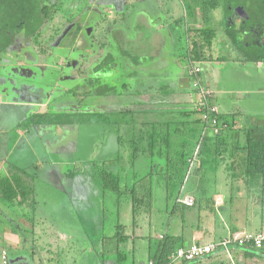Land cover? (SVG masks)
<instances>
[{"label": "trees", "instance_id": "16d2710c", "mask_svg": "<svg viewBox=\"0 0 264 264\" xmlns=\"http://www.w3.org/2000/svg\"><path fill=\"white\" fill-rule=\"evenodd\" d=\"M76 1L78 3L74 5V8L81 12L85 0ZM220 1H204L202 11L204 19L207 18L210 9L220 6ZM60 4L56 3V0H0V72L4 68V63L8 62L10 56L14 54L18 39L22 38L23 35L26 38H33L35 44L40 42L39 38L42 39V43H48L54 39L57 31L63 30L66 25L73 22L70 20L71 18L65 16L57 26L49 28V30L55 31L54 34L50 35V38L48 36L43 38V26L58 23L55 20L59 16ZM224 11L227 16L235 12L234 7L231 8L230 4L227 5V3ZM98 12L99 10L95 15H99ZM77 16L78 14L75 17ZM252 19L253 17H243L240 26L236 29L231 18L228 34L234 47L245 60L260 62L264 57V43L260 41V38H257L252 44L248 36L253 38L254 32L264 30V23L261 20L252 23ZM80 26L84 32V39L83 37L81 39L86 41L85 38H87L90 41L94 32L90 33L85 30L87 25L83 27L81 19H77L68 33H65L63 39L67 37L71 39L73 30L78 28L79 31ZM112 32L115 34V30ZM198 32L203 42H196L193 50H191L196 55L195 60L200 58L203 49L211 47V40L216 34L215 30L209 28L199 29ZM72 40L74 41L73 37ZM73 47L74 42L66 48L69 50ZM109 47L114 50V44ZM109 47H105L104 44L100 46L104 51L102 60H105L107 54L108 60L113 58V52ZM252 48L255 52L249 54V49ZM75 49L80 52L85 49L87 53L94 51V47L90 44L87 45V49L83 45L76 46ZM53 71L55 73L54 78H56L58 71L56 69ZM201 73L202 70L200 72L195 71L192 75L189 73L190 78L197 82V86L192 87L194 94L205 84ZM52 75L54 74L52 73ZM123 86L126 91L130 89L127 84ZM72 92L75 97H82L78 95L75 89H72ZM94 94L95 97L100 96V89H96ZM123 96L126 98L129 95L123 94ZM207 102L210 103V100L208 99ZM83 103L84 101L80 102L81 107L73 110V115L93 116L96 113L99 115L97 111L90 110L87 112L85 109L87 106ZM140 104L143 105L144 102L140 101ZM207 105L204 100H196L193 107L187 109L186 106L182 110L174 111L173 117L164 119L162 117L150 118L148 114L153 113L152 109L149 112V109L143 107L132 108L129 105L124 107L122 114L129 116V118L125 117L124 120L121 119L114 123L117 130L111 139H108V144L110 141L116 143V148L113 149V157L99 161L92 159L88 163L91 174L100 181V188L104 194L111 198L115 208L113 210L115 231L112 237L116 240V247L112 250V255L107 256L105 254L109 252L105 248L107 235L103 231L101 247L97 249L98 254L103 258L102 264H136L133 243L140 237L148 240L147 264L150 262L153 264H175L171 257L177 253L178 249L186 247V241L190 243L186 229L192 231L198 228L197 224L200 221L201 213L210 211L217 222L222 219L220 213H224L228 216H224L225 219H223L227 222H233L234 201L236 200L244 203L242 208L246 210L245 222L247 227L256 222L260 225L259 230L264 227V119L256 118L249 123H244L241 120L242 124H240L237 118H242L238 113H225L220 108H218L217 113L210 112ZM198 107L202 108L203 112H207L209 115L207 120L202 118ZM157 109L162 110L164 114L165 109ZM197 113L200 116L197 117ZM73 115L65 113L63 117L60 113L48 112L38 115V118L41 123L45 124H70L73 121L70 117ZM55 116L59 118L56 119ZM213 118L217 121V132L214 131V126L211 123ZM237 123L240 124V127H236L238 126ZM220 172L224 176L222 178L223 183H225L223 190L210 194L207 186L214 183L216 175ZM18 180L0 177V201L2 204L12 205V203H16V199L19 197L25 202L32 200V185H24L21 179ZM157 188L165 190V210L168 214L165 232L161 233V237L157 236L154 239L151 234L139 236L137 235L138 229L147 228L149 222L152 221L151 211ZM221 192L224 193L222 194L223 203L221 206L215 207V196ZM189 195L193 197L192 206L182 202V199ZM125 199L127 201L123 203ZM229 202L231 203L230 206L228 205ZM122 203H129L131 208L130 232L126 230L127 225L122 224L119 219ZM227 206L229 208H226ZM104 215L102 220L92 224L93 229H97V227L104 229ZM194 215L196 219L190 221L194 219ZM176 219L181 222L175 224ZM178 225L179 230L176 229ZM86 233L90 234L88 230ZM222 239L223 237H219L215 241ZM130 240L132 249L124 250L122 244ZM196 243L204 242L198 241ZM95 246L99 247L98 244ZM246 247L254 248V245L250 244ZM200 259L182 260L180 262L196 264Z\"/></svg>", "mask_w": 264, "mask_h": 264}, {"label": "crops", "instance_id": "0c3cea01", "mask_svg": "<svg viewBox=\"0 0 264 264\" xmlns=\"http://www.w3.org/2000/svg\"><path fill=\"white\" fill-rule=\"evenodd\" d=\"M204 1L206 0H190V9L187 4L185 6L182 4L184 11H180L176 15L167 12L165 8L166 0H88L85 3L86 7H88L85 17L91 21L95 19L94 21H97L96 24L99 25V28H104L105 30L104 35L101 34L100 29L97 31V33L100 32V37H103L101 42H103L105 47H109L111 46L110 41L112 39V43L114 44V50L111 49L112 47H109L113 52V58L108 60L107 54L105 60H102L100 63L102 72L105 74L104 78L111 76L110 78L127 77L128 79L122 83L120 91L116 90V92H113L112 90L105 89L102 92L101 89L99 99L101 110L97 111L99 115H96L97 113L94 114V123L109 124V129L114 131L111 127L114 123L119 122V120L113 121L110 117L122 115V111L126 105L132 106V108L143 107L155 110V100L158 99L156 98L157 92H155L154 85L160 81L164 84H170L175 79L176 85L179 86L177 89L169 91L164 87L163 92L169 96L177 93L194 95L191 90L192 88L188 92L185 89L186 84L191 83L190 70L183 72L181 76L177 75L176 78L173 77V72H166V68L169 66L168 61H170L168 60V54H162L160 49L157 50L153 47V45L160 44L163 38L168 39L170 42L174 39L177 40L175 43L179 59L183 57L182 59H188V61H197L195 67L201 68L204 83L213 89V102L222 109L221 104L218 102L221 96L217 97L215 101V95L221 92V86L218 83L220 78H218L217 67L215 68L213 65L211 73H204L203 66L198 63L208 61L213 62L215 65L218 64L222 60V57H224L220 52L222 51L220 49L221 46L226 48L228 52H231L230 50L232 49L234 52L237 51L242 58L244 57L236 48L234 49V45L228 34V31L230 32L232 16H227L225 12V17L223 18L227 20V25L219 29L222 32V37L226 35L227 39H223L224 42L220 43L221 45L218 47L220 51L218 50L216 54L215 48L216 45L219 46L220 42L218 36L221 35L215 27L220 23L218 22V13L216 12L220 6L210 9L207 18L204 19L205 17H203L204 14L202 13ZM97 10H99V15H95ZM143 10L155 11L159 17L165 12L164 22L161 21V24H155L149 13ZM97 16L99 17L97 18ZM131 20L135 21L137 28V32L134 34L132 40L127 37V33L125 32L127 24ZM212 20H214L213 23L210 22ZM210 23L212 27H210ZM141 25L148 28V37L143 32L145 28H140ZM114 26L116 27L115 34L112 32ZM202 28L215 30L216 34L211 40V47L203 49L202 55L199 56L200 58L195 60L196 55L191 50H193L196 42L202 41L198 32ZM111 34H113V38ZM127 41L131 43L130 53H127L124 46ZM143 43H145V46ZM146 46L152 47L149 49ZM144 48L145 53L142 50ZM226 50L224 51L225 53ZM120 56L123 58L118 60ZM181 60H179V65L175 64L178 66L176 70L182 68ZM177 78H180V80L178 81ZM139 83L146 85L143 88L145 89V96L147 91L155 93V98L152 95L151 97L146 96V102L143 105L140 104L143 92L138 88ZM124 84H127L128 88L131 85L135 86L126 91L123 89ZM212 85H215V88ZM123 94L129 96L125 98ZM164 101L167 105L165 104L162 108H171L172 104H169L171 98ZM11 103L13 102L9 100L5 102V105L9 106ZM15 103L18 106L26 108L27 113L26 116H23L15 110L13 116L3 117L4 127L0 126V153H3L0 159V177L2 176L14 181L21 179L24 185H32V196L30 195L32 200L25 202L19 197L16 199V203H12V205L2 204V201H0V215L3 218V220H0V223H2L0 225V243L3 244V248L1 249V264L4 251L7 253L8 264H74L76 263V257L80 254L78 253L79 251L81 252L83 249L84 253L87 252L89 254L92 247L90 234H87L85 230V228H88L86 221L79 223L73 214L76 210L74 205L66 203L67 196H74L75 184L78 187L87 176L93 175L89 174L90 167L87 169L77 167L79 165L78 162L83 163L79 154L82 153V149L85 147L76 141L79 129L72 123H60L57 125L41 123L38 115L48 112H40V108L34 109V105L31 104L35 103V101L23 99V101H15ZM42 105L40 104V106ZM32 106L33 108H30ZM233 108L235 110L224 112L238 113L242 118H237L240 124H242L241 120L244 123L250 122L249 119L244 120L242 112L238 111L239 108L236 104ZM108 109H111V111L109 112ZM103 110H106V112ZM71 115L73 114L71 113ZM97 116L100 118H96ZM255 119H251V121ZM13 120H16L15 126L11 127V121ZM237 124L238 126L236 127H240V124ZM105 131L107 132V129ZM104 142H109L108 138ZM92 146L94 147L92 150L100 148L95 142H92ZM104 148L106 150L115 149L116 143H111L110 141L109 144H105ZM97 150V153H99V149ZM113 152L114 150L109 155L104 154L102 158L109 159L113 157ZM93 154L96 156V153ZM93 154L92 158H94ZM91 160L88 157L83 164L88 165ZM78 174H81V176H78ZM189 197L192 196L189 195ZM215 200V207L222 205L223 198L221 199V204L217 203V196H215ZM84 210L86 212L92 211L85 204ZM50 211L51 216L49 214ZM245 211L239 204L235 205L233 222L231 221L230 224L227 222L224 226L229 228L228 231L220 234H217L218 222L215 220L213 213L203 211L197 224L198 228L187 232L190 243L186 241L185 246L198 241L210 242L214 239L212 238L213 233L219 237H226L236 232H264V227L259 230V224H256L255 230L248 229L245 222ZM81 218L85 220L84 217ZM99 219L102 220L103 216ZM219 222L226 223V220L221 219ZM152 224V221L149 222V226ZM81 225L83 227L82 232L79 231ZM140 232L142 230L138 229L139 236H146L143 232L142 234ZM148 234L149 232L147 231ZM161 235L159 233L158 237H161ZM76 244H80L81 246L79 247ZM134 247L136 248L135 244ZM12 249L17 250V252L12 254ZM231 249V259L227 255L223 257L225 253H217L201 258L196 264H264V247L257 249L255 247L233 246ZM175 264L183 263L178 261Z\"/></svg>", "mask_w": 264, "mask_h": 264}, {"label": "rangeland", "instance_id": "374dc122", "mask_svg": "<svg viewBox=\"0 0 264 264\" xmlns=\"http://www.w3.org/2000/svg\"><path fill=\"white\" fill-rule=\"evenodd\" d=\"M44 1V0H43ZM71 1L72 0H56V3H61L60 4V9L58 11V19L55 21H58V23H52L49 24L47 26H43V38H45L48 33H50L51 30H49V28H52L54 26H57L59 24V21L64 19L65 16H70L72 17L74 14H79L80 10L74 9L71 6ZM194 1V0H193ZM227 3L230 4L231 8L234 7V11H236L237 8L239 7H243L245 8L244 12L245 14H247V16L249 18L253 17V19L251 20V22L255 23V22H259L258 20H261L264 23V0H221L220 1V7L217 10L216 13H218V25L215 26L217 28V30H219V33L221 34L220 36H218L219 38V46L216 45V54L218 52V50L220 51V49H222L221 54L224 56L222 57V60H220V62L218 64H214L213 62H208V61H204V62H199L198 64H201L204 68V73H211V70L213 68V65L215 66V68L217 67L218 69V78H220V80H218L219 85L221 86V92L218 95H215V101L217 100V97L221 96V98H219V103L221 104V110L222 111H230V110H235L233 107L236 106L239 108L238 111L242 112V116L245 119H249L251 121V119H264V57H262V61L260 62H253V61H247L245 60V58H242L239 53L236 51L234 52L232 49L230 50L231 52H228V50H226V48H224L223 46L220 47V45L222 44L223 39H227L226 35H224L222 37V32L220 31L219 28H223L227 25V20L224 19V7L225 4ZM185 6L186 4L188 5L189 9L191 7V3L190 0H166V4H165V8L167 10V12H170L171 14H178L180 11L183 12L184 8L182 7ZM68 5V7H67ZM59 7V5H58ZM57 7V8H58ZM236 7V8H235ZM146 13H149L150 17L153 18V20L155 21L154 23H158L161 24V21H163L165 19L164 14H166L164 12V14H161L160 17L157 13H155V11H147V10H143ZM75 15V16H76ZM230 16H232L233 19V23L235 24V28L238 29V27L240 26V23L243 19V17L237 13L234 12L232 14H229ZM95 17V16H94ZM162 19V20H161ZM215 20V19H214ZM210 21L213 23V21ZM164 22V21H163ZM211 25V23H210ZM212 27V25L210 26ZM108 28V27H107ZM128 28V30H127ZM127 28L125 29V32L127 33V37L130 38L132 40L134 34L137 32V28H136V23L134 20H131L129 24H127ZM140 28H145V30H143V32L146 33L147 37L149 36L148 33V28L144 25H141ZM101 30V33L103 32L105 34V32L102 30L103 28H99ZM116 29V27H113L114 31ZM74 31V30H73ZM253 31L251 30V33ZM75 33H77L79 40H81V38L83 37L84 39V32L80 31L78 32V30H75ZM102 33V35H104ZM87 34V32H86ZM253 35V34H252ZM113 38V36H112ZM86 39V44L89 45L90 41ZM248 39L250 40V42L253 44L256 41V37L253 35V38H251L250 36H248ZM174 41V44H173ZM175 41L177 42V40H172V42H170L168 39L166 40V38H163V40L160 42V44L157 45H153V47H155V49H160L162 54H168V64L169 66L166 68V72L167 73H171L173 72V77L176 78V76H181L183 75V72H187L188 70H190L191 72V68L195 67L197 64V61H188V59H182L183 57H181L180 59L177 57L178 56V51H177V45L175 43ZM73 40H72V36L71 39L69 37L63 39L62 41V45L66 47H69L71 44H73ZM224 42V41H223ZM77 43V42H75ZM111 44L112 43V39L110 41ZM216 43V42H215ZM221 43V44H220ZM145 46V43H143ZM83 45H84V40H83ZM91 45V44H90ZM125 48L127 50V53H130L131 51V43L129 41L125 42ZM84 47L87 48L86 45H84ZM152 46H146V48L151 49ZM220 47V49L218 48ZM253 47H255L253 45ZM235 49V47H234ZM74 49L73 52L69 51V57L70 59L72 58L71 56L74 55V60H80L81 62L83 61V67L81 68H77L75 70V75H77L78 77L80 76L81 72H84V74L82 76L84 77H89V79H87V81L85 82V84L80 85L77 81V78L67 81L63 76L62 79V83H60V88L65 86V87H74L75 91H77L78 95L81 96H85L86 94H90V90L95 91L96 89H102V92L106 89V90H112V91H120L122 89V83L126 82L128 79L126 78H110L111 76L104 78L105 75L103 76H95L96 73L99 74L100 72V68L98 64H96L94 61L95 58H97L98 55H95L93 60H85V52L86 50L84 49L82 51L81 54H78L77 52H79L78 50ZM143 53L145 48L142 49ZM226 50V53L224 52ZM254 48L249 49V54L254 53ZM87 53V52H86ZM123 57L120 56L118 60L122 59ZM130 59V58H129ZM182 59V60H181ZM85 60V61H84ZM178 60V61H177ZM182 63V68H180L179 70H176L178 68L177 65H179L180 61ZM177 64V65H175ZM89 66L90 70L87 68V66ZM99 67V69H98ZM5 68V69H4ZM2 69V72H0V126L4 125V116H13L15 110H17V112H19L20 115L26 116V108H24L23 106H18L15 101H23L24 100H30V99H35L33 92H41L44 91L46 86H49V83H51L52 81L47 82L46 80V76L48 73L47 70H44V73L40 76L41 78L38 79H32V77H27L25 75H23L21 72L19 74V72H13L8 66L4 67ZM93 69V71H92ZM85 70V71H84ZM70 70L67 69L68 73ZM65 73V72H64ZM65 73V74H66ZM74 73V72H73ZM62 75V74H61ZM64 75V74H63ZM48 79H50V75L48 76ZM177 80L179 81L180 78H177ZM191 83L189 82L188 84H186V90L187 92L190 91V89L194 86V81L191 79L190 80ZM54 83V82H52ZM140 85L138 86L139 89L142 90V94H141V102H146V96L147 97H152L155 98V93H150V92H146V96L144 95V90L143 89L146 85L144 83H139ZM204 85H207L206 83ZM34 86V87H33ZM135 86V85H134ZM133 85H131L130 88L134 87ZM208 86V85H207ZM137 87V85H136ZM155 87V92H157L156 98L158 100H155V107L156 109L153 110V113L148 114V116L152 119L155 118H169V117H173L174 115V111L177 110H182L184 107L191 108L194 106L195 101L196 100H201L202 97L204 96L202 93V89L200 88L194 95H191L189 93H177V94H171L170 96L165 94L163 92L164 87L167 88V90L171 91V90H175L177 89L179 86L176 85L175 83V79L173 80V82H171L170 84H164L162 81H160L159 83L154 85ZM209 87V86H208ZM212 87L215 88V85H212ZM203 88V87H202ZM209 91L208 92H213L212 88H208ZM192 90V89H191ZM32 91V93H31ZM87 91V92H86ZM153 91V90H152ZM86 92V94H85ZM46 92H43V94L41 93L40 96L38 95L37 98L40 100H49V102L52 100H55L57 102V98L58 97V93L59 92H54V95L52 97H49L48 95H45ZM92 96H96L95 94H92ZM48 97V98H47ZM90 97H85L84 100L89 99ZM168 98H171V102H169V104H172L171 108H166L162 113V110H158L157 108H162L166 103H164V100H168ZM11 100L13 103H11L9 106L5 105L6 101ZM129 102V100H127ZM159 101V102H158ZM18 103V102H17ZM167 105V104H166ZM178 105V106H176ZM87 106V104H86ZM215 106L219 108V106L215 103ZM58 107L60 108L58 110ZM40 108V112H44L46 109V105H42L39 107ZM79 106H76L75 108H72V106H68V105H54L52 110H50V113L54 112L57 114H62V116L64 117V114L68 111V110H72L69 111L68 113H74L73 110L78 109ZM134 111H138V110H134ZM149 111V110H148ZM152 110H150L149 112H151ZM49 112V111H48ZM170 112V113H169ZM197 117L200 116L199 113H197L196 115ZM56 119H58V116H55ZM93 117H95V115L91 116V115H85V116H80V115H73V117L71 116L70 119L73 120L72 124H74L78 129V137H76V141L80 144V145H84V149H82V153L79 154V157H81L83 163H85L84 161H86L88 159V157L90 159L93 160H102V156H104V154H108L113 150V148H111L110 150H106L104 148L105 144H108V142H104L107 141L108 139H111V137L114 135V132L117 130L115 125H112L111 129H113L114 131H111L109 129L110 125L109 124H105V123H94V119ZM125 117H127V115H118V116H111L110 119H112L113 121L115 120H124ZM129 118V116L127 117ZM111 120V121H112ZM15 121L13 120L11 121V127L15 126ZM105 122V121H104ZM4 127V126H3ZM107 129V132L105 131ZM92 142H95L99 145L100 148H96L95 150L92 148H94L92 146ZM99 149V153L98 150ZM95 151V152H94ZM96 153V156L94 155V158H92V154ZM101 153V154H100ZM3 153H0V159L2 158ZM81 162H78L79 165H77V167H80L82 169H87L89 168V165H85ZM90 169V168H89ZM91 174V171H89ZM86 175V173H85ZM78 176H81V174H78ZM223 174L222 172L218 173V175H216L214 183L210 186H207V190L209 191L210 194H214L217 191H222L225 183H223L222 178H223ZM93 178V180H92ZM217 181V183H216ZM78 182V181H77ZM84 183V184H83ZM83 186L81 187L82 184H79V186L77 187V184H75V188H74V196L70 197L67 196V200L66 203L67 204H72L75 207V212H73V214L76 216V220L80 223L81 221H86L88 228H85V230L88 232H90L91 235V240L93 241L91 252L88 254L87 252L84 253L83 249L81 250V252L79 251L78 253L80 254L76 257V263L74 264H102V256L100 254H98L97 249L101 247V238L102 236V232L104 231V234L107 235V238L105 239V248L109 253H105L107 254V256L112 255L113 252L112 250L115 249L116 247V240L114 239L113 234H114V220H115V215L114 213V206L112 205V200L111 198H109L106 194H104V191L100 188L101 187V183L100 181L95 178L93 175L92 176H87V178L84 180L83 182ZM80 191V192H79ZM156 194L153 198V209L151 211V219H152V225L151 227L148 226V229L143 228L142 232L147 235V231L149 232V234H151V236L153 237H157L159 235V233H164L165 229H166V222L168 220V214L166 213L165 210V190H162L161 188H157L156 189ZM209 194V195H210ZM222 194H224L223 192L219 193V195L217 194V203L221 204L222 203ZM68 195V194H67ZM66 196V195H65ZM126 202L127 200H123ZM171 202V201H170ZM120 208L121 210V216H120V221L122 224H124L125 226L127 225L126 230L128 232L131 231V228L129 226V224L131 223V208L129 203H125L123 204ZM84 204L88 205V208L90 210H92L91 212H86L84 210ZM243 207L244 203H242V201H234V205H238ZM246 204V203H245ZM228 205L230 206L231 203L229 202ZM251 205V204H249ZM229 206H227L226 208H229ZM219 211V210H218ZM254 211V210H253ZM50 216H51V211L49 212ZM104 215V229H101V227H97V229H93L92 224L96 223L98 220H100L99 218L102 217ZM224 216H228L227 214L224 215V213H220V217L223 219ZM251 216V215H250ZM81 217H84L85 220H82ZM196 218L190 220V221H194ZM225 219V218H224ZM228 221L229 218H227ZM0 220H3V218H1L0 215ZM181 221L178 219L175 220V224L176 223H180ZM220 223V224H219ZM257 223V222H256ZM256 223H254L253 225H251L250 227H248L249 230H255L256 227ZM2 223H0L1 225ZM227 224L224 222H219L218 221V226H217V234H220L222 232H227L229 228H227V226H224ZM228 224H230V222H228ZM129 226V227H128ZM176 229L179 230V225L176 226ZM186 229V228H185ZM184 229V230H185ZM79 231H83V227L81 225V227L79 228ZM190 231L189 229H186V233ZM142 232H140V234H142ZM100 234V235H99ZM137 234V233H136ZM217 234H212V241L218 240V235ZM229 234V233H228ZM138 235V234H137ZM216 238V239H215ZM224 238V237H223ZM207 243V242H204ZM95 244L99 247H96ZM131 240L129 242H126L125 244H122V248L124 250H130L131 249ZM134 244L136 246V248L134 247V252H135V263L136 264H147V238H143L140 237L139 239H136L134 241ZM77 246H81L80 244H76ZM3 248V244L0 243V264H1V249ZM95 248V249H94ZM17 252V250L12 249L11 253L15 254ZM225 253V252H222ZM223 255V254H222ZM228 256V258H230L232 256V254L230 253V255L226 254L223 255V257ZM75 259V258H74ZM80 261V262H79Z\"/></svg>", "mask_w": 264, "mask_h": 264}, {"label": "flooded vegetation", "instance_id": "af4514ba", "mask_svg": "<svg viewBox=\"0 0 264 264\" xmlns=\"http://www.w3.org/2000/svg\"><path fill=\"white\" fill-rule=\"evenodd\" d=\"M88 0H85L83 3V9L82 11L78 14L77 17H70L69 15L67 16V18H71L70 20H72V23H69L68 25H66L64 27L63 30L57 31L58 33L55 34L54 39H52L51 41H49L48 43L44 42L42 43V39H40V42L38 44L34 43V39L33 38H26L25 35L22 36V38L18 39V42L16 44L17 48L14 51V54L12 56H10V59L8 60V62L4 63V67H9L13 72H20L27 76V77H32V79H38L41 78L40 76L44 73V70L46 69L48 73L47 74V82L52 81L54 83H49V86H46L44 91L41 92H36L34 91V97L35 99H30L32 101H35V103H32L31 105H34V109H39L40 104H44L46 105V112H50V110H52L54 105H68V106H72V108H75L76 106H80V102L84 101L83 104H87V107H85V109L87 111L93 110V111H99L101 110V104H100V96L95 97L92 96V94H94V91L90 90V94H86L85 92V96L82 97H75L72 92V89H74V87H61L60 88V83H62L63 79L61 76H63L67 81H70L77 78V81L80 85L85 84V82L87 81V79H89V77H84L82 76L84 74V72L80 73V76L78 77L77 75H75V70L77 68H81L83 67V61L81 62L80 60H74V55L71 56L72 58L70 59L69 57V51L73 52V50L75 49L76 46H81L83 45V40H79L78 35H76L75 33V29L73 32V39H74V47L70 48L68 50V48H65V46H63L61 43L63 41V38L65 36V33H68V31L73 27V24L76 23L77 19H81L82 20V25L83 27H85V25H87L84 29L87 30L88 32L92 33V31L94 32V36L90 38V44L94 47V51L93 53H86L85 52V60H93L95 55H98L97 58L94 59V61H96L95 63L100 65V63L102 62L103 56H104V51L100 48V46L103 44V42H101L103 37H100V32L97 33V31H99V25L97 26L96 22L97 21H90L89 18L85 17L86 10L88 7H86L85 3H87ZM71 6L72 8H74V5L76 3H78L76 0H72L71 1ZM79 5V4H78ZM68 7V5H67ZM75 9V8H74ZM90 21V22H89ZM96 24V25H95ZM64 26V25H63ZM55 29H58L55 27ZM259 29V27H258ZM78 30V28H77ZM103 31L104 28L102 29ZM82 31V26H80V29L78 32ZM54 30H51L50 33H48V38H50V35L54 34ZM103 33V32H102ZM101 33V34H102ZM21 35V34H20ZM254 36L256 38H260V41L262 43H264V30H260L259 32H254ZM77 42V43H75ZM101 43V44H100ZM84 45L87 46L86 41H84ZM83 45V46H84ZM90 45V46H91ZM96 47V48H95ZM55 48V49H54ZM104 48V47H103ZM87 49V48H86ZM76 51V50H75ZM78 54H81L82 52H77ZM83 54V53H82ZM84 60V61H85ZM87 68L90 70L89 66L86 65ZM54 69H56L58 71L56 78L55 77V73H54ZM67 69H69L70 71L68 73ZM85 71V70H84ZM93 71V69H92ZM66 74H65V73ZM74 72V73H73ZM52 73L54 75H52ZM62 74V75H61ZM64 74V75H63ZM50 75V79H48V76ZM105 75L102 72V68H100V72L99 74L96 73V77L97 76H103ZM34 87V86H33ZM43 92H46L45 95H48L49 97H52L54 95V92H59L58 93V97L57 98V102L55 100H52V102L49 100H40L37 98V96ZM32 93V91H31ZM89 99L84 100L85 97H90ZM48 98V97H47ZM30 108H33L30 107ZM60 108L58 107V110ZM68 111H72V110H68ZM104 112H106V110H103ZM108 111L110 112L111 109H108ZM98 118V117H96Z\"/></svg>", "mask_w": 264, "mask_h": 264}, {"label": "built area", "instance_id": "2783aa9c", "mask_svg": "<svg viewBox=\"0 0 264 264\" xmlns=\"http://www.w3.org/2000/svg\"><path fill=\"white\" fill-rule=\"evenodd\" d=\"M200 72L201 68L196 67L191 69V72H189L191 75L194 72ZM194 86H197V82L194 81ZM203 87V88H202ZM202 89L203 97L201 100H204L206 105L208 106L210 112L217 113L218 107L215 106V103L213 102V93L208 92L209 87L207 85H202L200 87ZM208 99L210 100V103H208ZM204 104V103H203ZM199 112L201 113V116L204 120H207L209 115L207 112H203L202 108L198 107ZM212 126H214L213 129L215 132L218 131L217 129V121L216 119H211ZM182 202L192 206L193 205V197L186 196L184 199H182ZM254 245L255 248L261 249L264 247V232H250V231H244V232H236L229 234L225 238L219 241H210L207 243H192L190 245H187L186 247L178 249L177 253L174 254L171 257L172 262L176 263L178 261H192L197 258H202L209 255H214L217 253L225 252L226 254L230 255L232 252V247L235 245H238L240 247H246L248 245ZM232 256L230 257V259ZM2 264H8L7 259V253L4 251L2 255ZM149 264H153V262H150Z\"/></svg>", "mask_w": 264, "mask_h": 264}, {"label": "water", "instance_id": "95a60500", "mask_svg": "<svg viewBox=\"0 0 264 264\" xmlns=\"http://www.w3.org/2000/svg\"><path fill=\"white\" fill-rule=\"evenodd\" d=\"M235 12L239 13L242 17H247L243 10V7L237 8Z\"/></svg>", "mask_w": 264, "mask_h": 264}]
</instances>
